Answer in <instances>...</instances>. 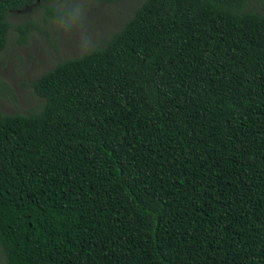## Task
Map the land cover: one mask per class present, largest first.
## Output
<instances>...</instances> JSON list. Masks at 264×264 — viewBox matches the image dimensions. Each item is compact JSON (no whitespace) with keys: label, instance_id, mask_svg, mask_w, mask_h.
Masks as SVG:
<instances>
[{"label":"trees","instance_id":"1","mask_svg":"<svg viewBox=\"0 0 264 264\" xmlns=\"http://www.w3.org/2000/svg\"><path fill=\"white\" fill-rule=\"evenodd\" d=\"M38 1L0 0V53L10 13ZM249 2L143 0L31 83L40 108L0 112L5 264H264V14ZM37 29L18 24V42Z\"/></svg>","mask_w":264,"mask_h":264},{"label":"rangeland","instance_id":"2","mask_svg":"<svg viewBox=\"0 0 264 264\" xmlns=\"http://www.w3.org/2000/svg\"><path fill=\"white\" fill-rule=\"evenodd\" d=\"M143 0H41L10 13L8 43L0 53V112L26 113L42 106L31 83L57 62L81 55L117 32ZM53 7L58 18L45 14ZM247 10L264 14V0H250ZM45 19L47 20L45 22ZM38 26L26 43L15 27ZM0 264H5L0 248Z\"/></svg>","mask_w":264,"mask_h":264}]
</instances>
